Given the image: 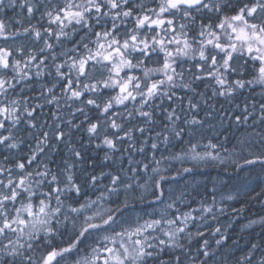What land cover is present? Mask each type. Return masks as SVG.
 <instances>
[{
  "label": "snow or ice",
  "instance_id": "6c2138e0",
  "mask_svg": "<svg viewBox=\"0 0 264 264\" xmlns=\"http://www.w3.org/2000/svg\"><path fill=\"white\" fill-rule=\"evenodd\" d=\"M0 264H264V0H0Z\"/></svg>",
  "mask_w": 264,
  "mask_h": 264
},
{
  "label": "trees",
  "instance_id": "16d2710c",
  "mask_svg": "<svg viewBox=\"0 0 264 264\" xmlns=\"http://www.w3.org/2000/svg\"><path fill=\"white\" fill-rule=\"evenodd\" d=\"M233 132L236 133V135H239V131L236 130V129H233ZM229 135L231 136V133H229ZM235 141L233 140V143ZM227 146V145H226ZM93 155H95V153H93ZM103 153H100V156H102ZM208 173H210L211 177H215L216 176V173L219 171V169H211L209 168L208 170ZM249 175H253V186L257 185L259 183V180H260V177L258 175V171H254L252 173H242L241 177H240V180H244V181H249V180H245L249 177ZM210 177H198V179H208ZM209 187H211V185L209 184ZM202 190V189H200ZM257 190H259V188H257ZM194 195V193H193ZM239 206V205H237ZM258 207H253L252 210H251V214L248 215L247 219H251V218H254V214H256L258 211H259V208H260V205H257ZM247 219L244 218V217H241V219L237 222V223H234V227L233 229H230L229 231L232 232L234 231V236L233 238L234 239H239L240 236L242 235L241 233V227L247 223ZM241 243H243V240H241Z\"/></svg>",
  "mask_w": 264,
  "mask_h": 264
},
{
  "label": "bare ground",
  "instance_id": "6f19581e",
  "mask_svg": "<svg viewBox=\"0 0 264 264\" xmlns=\"http://www.w3.org/2000/svg\"><path fill=\"white\" fill-rule=\"evenodd\" d=\"M241 175H242V173H240L239 174V176L236 178V184L237 185H240V186H242V185H245L246 183H248V182H251V186H253V175L251 176V175H249V177L247 178V179H245V180H249V181H244V180H240V177H241ZM241 192L243 193V188H241ZM255 207H258L257 205H255Z\"/></svg>",
  "mask_w": 264,
  "mask_h": 264
}]
</instances>
